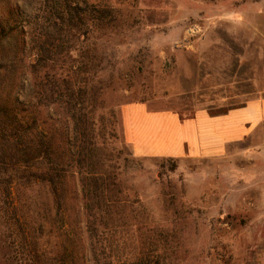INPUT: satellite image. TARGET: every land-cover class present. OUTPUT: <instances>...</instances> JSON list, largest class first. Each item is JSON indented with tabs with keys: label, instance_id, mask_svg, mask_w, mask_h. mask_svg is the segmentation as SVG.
<instances>
[{
	"label": "rangeland",
	"instance_id": "rangeland-1",
	"mask_svg": "<svg viewBox=\"0 0 264 264\" xmlns=\"http://www.w3.org/2000/svg\"><path fill=\"white\" fill-rule=\"evenodd\" d=\"M121 9V25L98 42L97 115L114 123L108 132L115 136L106 135L102 154L138 211L122 262L135 264L158 235L164 240L159 264H264V157L257 146L248 151L239 144L210 159L141 158L126 142L122 121V108L135 103L189 118L202 109L224 114L264 97V0H136ZM77 180L68 184L63 217L46 216L44 201L35 202L45 227L35 243H24L23 193L14 186L7 205L12 223L19 218L20 236L13 240L22 264L31 248L47 252L34 264H49L57 253L69 264L66 253L74 252L77 264H95ZM4 246L0 241V264Z\"/></svg>",
	"mask_w": 264,
	"mask_h": 264
},
{
	"label": "trees",
	"instance_id": "trees-1",
	"mask_svg": "<svg viewBox=\"0 0 264 264\" xmlns=\"http://www.w3.org/2000/svg\"><path fill=\"white\" fill-rule=\"evenodd\" d=\"M135 3L0 0V205L5 207L0 208L5 228L0 241L8 249L5 264L23 263L20 245L13 240L20 236L19 218L12 223L7 205L14 186L23 193L20 203L28 228L22 230L24 243L30 238L35 243L45 231L44 221L36 218L35 202L44 201L46 216L55 212L63 217L61 207L75 177L92 260L125 264L122 244L138 211L102 154L106 135H115L108 132L114 123L106 124V115H97L103 71L98 42L121 25V7ZM48 223L53 230L56 221ZM155 239L133 263H160L158 245L164 240L158 235ZM34 250L28 252L27 264L45 259L46 251ZM60 255L51 256L48 263L61 264ZM66 257L69 264L78 263L75 252Z\"/></svg>",
	"mask_w": 264,
	"mask_h": 264
},
{
	"label": "crops",
	"instance_id": "crops-1",
	"mask_svg": "<svg viewBox=\"0 0 264 264\" xmlns=\"http://www.w3.org/2000/svg\"><path fill=\"white\" fill-rule=\"evenodd\" d=\"M124 137L141 158L210 159L227 156L237 145L257 146L264 157V97L220 115L198 110L182 118L145 103L122 108Z\"/></svg>",
	"mask_w": 264,
	"mask_h": 264
}]
</instances>
